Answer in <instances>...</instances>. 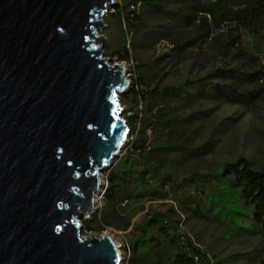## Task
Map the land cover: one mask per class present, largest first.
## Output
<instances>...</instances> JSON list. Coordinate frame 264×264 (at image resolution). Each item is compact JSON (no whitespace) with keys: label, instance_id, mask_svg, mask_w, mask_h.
Here are the masks:
<instances>
[{"label":"water","instance_id":"water-1","mask_svg":"<svg viewBox=\"0 0 264 264\" xmlns=\"http://www.w3.org/2000/svg\"><path fill=\"white\" fill-rule=\"evenodd\" d=\"M112 3L0 0V264H120L79 211L130 132L127 70L97 35Z\"/></svg>","mask_w":264,"mask_h":264},{"label":"rangeland","instance_id":"rangeland-1","mask_svg":"<svg viewBox=\"0 0 264 264\" xmlns=\"http://www.w3.org/2000/svg\"><path fill=\"white\" fill-rule=\"evenodd\" d=\"M112 1L101 20L105 26L97 35L105 39L104 57L127 70L131 84L120 94V101L123 117H132L133 131L128 125L124 148L112 165L100 172L101 186L94 194L92 213L79 210L82 237L112 238L121 253L120 264H131L132 247L139 244L144 228L153 236L151 245L159 239L157 217L170 224L183 240L206 252L212 264H264V234L249 219L235 224L224 218L217 222L190 204L179 202L178 195L165 187L160 195L166 197L157 196L155 191L138 199L129 197V201L110 199L107 177L122 161L133 177L149 167L178 181L240 158L249 160L255 170L264 166V83L214 78V83L230 85L244 95L237 103L200 98L190 87L225 67L254 71V65L231 44L234 33L225 28L207 36L195 26L183 25L177 14L188 13L189 0H164L155 8L139 6L137 19L127 16L133 0ZM240 38L243 49L264 63V38L247 31L241 32ZM143 81L146 84L137 86ZM185 85L187 93L179 92L185 98L171 96L173 89ZM151 89H165L170 98L164 102L141 96ZM252 93L255 98L245 97ZM138 140L140 144L146 141L141 154L133 150ZM141 178L147 182L149 174ZM196 196L199 198V193ZM87 222L91 228L86 227Z\"/></svg>","mask_w":264,"mask_h":264},{"label":"trees","instance_id":"trees-1","mask_svg":"<svg viewBox=\"0 0 264 264\" xmlns=\"http://www.w3.org/2000/svg\"><path fill=\"white\" fill-rule=\"evenodd\" d=\"M164 0H133L128 18L137 19L136 8L142 5L145 8L159 7ZM189 10L185 15L177 14L183 25L195 26L205 35L210 36L214 31L225 28L232 33L231 44L242 51V55L254 65V71L243 72L232 68L218 69L207 75L197 83H192L200 98L214 99L237 103L244 100V95L234 90L230 85L214 83V78L224 79L231 83H264V63L247 53L243 47L240 33L247 31L256 38H264V0H189ZM146 84L141 82L137 86ZM187 85L173 89L171 96H178L179 92H186ZM137 92V91H136ZM141 96L150 99L168 101L170 94L162 90H149ZM255 94L245 95L249 99ZM132 127V117L127 118ZM136 123L134 124V126ZM140 140L133 145L135 153L141 154L146 144ZM210 150V149H208ZM208 152V151H206ZM145 155V154H143ZM132 170L122 161L118 168L107 177L108 195L110 199L116 197L118 201H129L155 191L157 196L166 197L162 193L165 187L182 203L190 204L191 208L199 211L205 217L220 222L224 218L229 224L241 223L245 219L251 220L264 234V166L261 170L253 169L252 163L240 158L235 162H226L217 170L211 172H194L189 177L178 181L170 174H158L152 168L138 171L137 177L132 176ZM149 174V180L144 182L141 176ZM199 193V198L196 194ZM158 227V240L152 244V234L144 228L140 242L132 247L131 264H212L207 253L194 247L190 241L183 240L173 230V227L163 219L155 218ZM85 226V225H84ZM87 228H91L86 223Z\"/></svg>","mask_w":264,"mask_h":264},{"label":"bare ground","instance_id":"bare-ground-1","mask_svg":"<svg viewBox=\"0 0 264 264\" xmlns=\"http://www.w3.org/2000/svg\"><path fill=\"white\" fill-rule=\"evenodd\" d=\"M127 139V138H126ZM125 139V140H126ZM126 142V141H125ZM125 142H124V145H125ZM124 145H122V147H124ZM121 151V150H120ZM101 174V173H100ZM97 203H98V201H97ZM110 238V237H109ZM112 239V238H111ZM114 242V241H113ZM116 245V244H115ZM116 247H118L117 245H116ZM118 256H119V259L121 258V253H120V250H119V248H118Z\"/></svg>","mask_w":264,"mask_h":264},{"label":"flooded vegetation","instance_id":"flooded-vegetation-1","mask_svg":"<svg viewBox=\"0 0 264 264\" xmlns=\"http://www.w3.org/2000/svg\"><path fill=\"white\" fill-rule=\"evenodd\" d=\"M125 141H126V140H125ZM125 141H124V142H125ZM123 145H124V143H123Z\"/></svg>","mask_w":264,"mask_h":264},{"label":"built area","instance_id":"built-area-1","mask_svg":"<svg viewBox=\"0 0 264 264\" xmlns=\"http://www.w3.org/2000/svg\"><path fill=\"white\" fill-rule=\"evenodd\" d=\"M126 203V202H125Z\"/></svg>","mask_w":264,"mask_h":264}]
</instances>
